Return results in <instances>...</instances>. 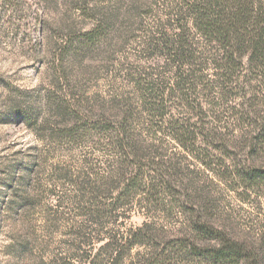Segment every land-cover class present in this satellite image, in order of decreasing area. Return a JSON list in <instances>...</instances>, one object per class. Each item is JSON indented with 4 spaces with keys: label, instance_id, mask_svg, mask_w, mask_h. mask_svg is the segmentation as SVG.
Returning a JSON list of instances; mask_svg holds the SVG:
<instances>
[{
    "label": "rangeland",
    "instance_id": "374dc122",
    "mask_svg": "<svg viewBox=\"0 0 264 264\" xmlns=\"http://www.w3.org/2000/svg\"><path fill=\"white\" fill-rule=\"evenodd\" d=\"M186 10L182 0H0V264H145L179 238L219 246L193 239L198 210L264 264V183L237 174L244 164L264 169V142L252 148L264 70L226 93L206 54L196 86L170 90L175 67L161 43L186 26ZM252 100L258 113L243 117ZM125 123L137 155L120 157L111 130ZM182 126L198 139L179 141ZM135 168L141 187L116 208ZM164 178L169 191L156 189ZM139 227L153 235L145 244L118 254L106 246Z\"/></svg>",
    "mask_w": 264,
    "mask_h": 264
},
{
    "label": "trees",
    "instance_id": "16d2710c",
    "mask_svg": "<svg viewBox=\"0 0 264 264\" xmlns=\"http://www.w3.org/2000/svg\"><path fill=\"white\" fill-rule=\"evenodd\" d=\"M182 1L187 4L186 12L189 16L186 26L177 25L174 35L168 39L163 38L161 43V53L175 67V80L173 84L170 82V90L189 91L193 89L197 79H200L198 76L201 77L206 69L202 64L196 65L199 60L206 59V54H211L210 58L218 71L216 74L218 86L226 93L232 88L231 86L236 87L240 84V78L264 70V0ZM157 44L160 43L156 42ZM252 90L256 91V88ZM252 98L255 99L256 95ZM244 111L246 112L242 113L243 117L258 113L257 104L252 100ZM28 122L32 123L30 119ZM256 130L259 134L254 138L252 148H258L264 142V121ZM176 132L174 135L179 141L183 139V136H189L193 141L198 139L195 132L183 126L179 127ZM111 134L119 148L120 157H123L128 150L131 151L128 156L137 155V147L132 145L133 136L129 125L122 124L115 130H111ZM240 167L236 169L243 183L249 186L264 183V169L255 164L249 166L244 164ZM142 174L144 172L141 168H135L133 171L130 170L129 174H123L126 177L124 184L122 183V187L113 196L114 201H112L117 204L122 199H131L135 194L134 190H139L141 187ZM171 187L170 180L164 178L157 184L156 189L169 191ZM147 188H144L145 192ZM117 205L116 208L119 207V204ZM95 209V213L101 214L106 210V206L99 204ZM202 213L199 210L193 212L191 222L194 232L193 239H216L221 242L219 246L200 248L196 241L191 240V237L179 238L169 242L162 250L156 248L154 251L156 253L146 259L145 264H170L171 257L166 255L170 248L178 253L198 254L201 258L205 257L209 264H241L254 260L243 245L229 239L226 234L212 227L207 220H203ZM152 237L153 235L146 233L143 227H139L127 233L126 236L123 234L112 236L106 246L115 245L117 249H113V252L118 254V246L122 247L121 249L125 246L131 249L135 245L145 244Z\"/></svg>",
    "mask_w": 264,
    "mask_h": 264
}]
</instances>
